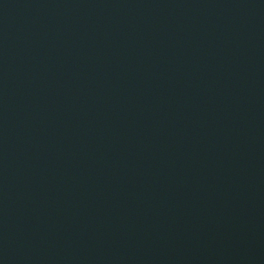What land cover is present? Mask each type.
<instances>
[{
    "label": "water",
    "instance_id": "obj_1",
    "mask_svg": "<svg viewBox=\"0 0 264 264\" xmlns=\"http://www.w3.org/2000/svg\"><path fill=\"white\" fill-rule=\"evenodd\" d=\"M0 264H264V0H0Z\"/></svg>",
    "mask_w": 264,
    "mask_h": 264
}]
</instances>
